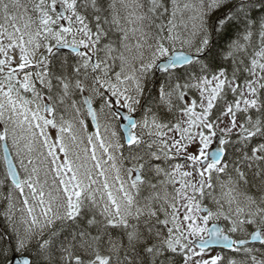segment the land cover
<instances>
[{"label":"snow or ice","instance_id":"1","mask_svg":"<svg viewBox=\"0 0 264 264\" xmlns=\"http://www.w3.org/2000/svg\"><path fill=\"white\" fill-rule=\"evenodd\" d=\"M0 264H264V0H0Z\"/></svg>","mask_w":264,"mask_h":264}]
</instances>
